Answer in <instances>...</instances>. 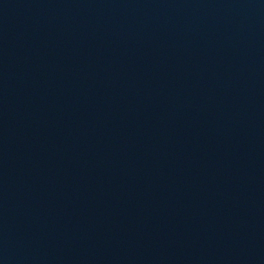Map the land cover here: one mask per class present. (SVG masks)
<instances>
[{
	"label": "water",
	"instance_id": "obj_1",
	"mask_svg": "<svg viewBox=\"0 0 264 264\" xmlns=\"http://www.w3.org/2000/svg\"><path fill=\"white\" fill-rule=\"evenodd\" d=\"M0 264H264V0H0Z\"/></svg>",
	"mask_w": 264,
	"mask_h": 264
}]
</instances>
